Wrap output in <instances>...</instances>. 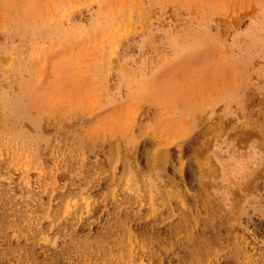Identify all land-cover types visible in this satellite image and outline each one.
Instances as JSON below:
<instances>
[{
  "label": "rangeland",
  "instance_id": "obj_1",
  "mask_svg": "<svg viewBox=\"0 0 264 264\" xmlns=\"http://www.w3.org/2000/svg\"><path fill=\"white\" fill-rule=\"evenodd\" d=\"M0 264H264V0H0Z\"/></svg>",
  "mask_w": 264,
  "mask_h": 264
}]
</instances>
